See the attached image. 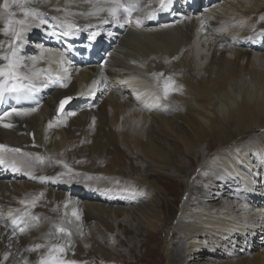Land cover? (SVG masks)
Returning <instances> with one entry per match:
<instances>
[{
  "label": "bare ground",
  "instance_id": "6f19581e",
  "mask_svg": "<svg viewBox=\"0 0 264 264\" xmlns=\"http://www.w3.org/2000/svg\"><path fill=\"white\" fill-rule=\"evenodd\" d=\"M96 2L105 0H30L26 6L59 23L67 19L83 28L101 24L97 17L79 14L92 11ZM139 5L128 33L118 37L103 69L71 67L64 59L66 74L56 50L40 48L38 43L30 49L39 21H33L13 43L11 32L5 34L8 13L0 7V57L15 47L23 61L22 73L66 77V86L51 92L37 111L9 116L0 124V144L21 149L6 153V162L0 164L7 173L0 177V264H38L54 244L64 247V260L76 264H128L121 253L116 257L108 244L102 245L90 226L96 222L103 233L111 234L123 210H109L96 200L127 204V211L149 228L148 237L162 233L160 245L167 264H264V49L240 46L242 40L264 35V20L259 18L264 0H218L205 12L184 8L180 20L156 27L147 17L159 8L158 0H139ZM11 11L17 19L23 18L15 5ZM100 16L112 21L107 13ZM6 64L0 59V67ZM153 73L164 75L157 78ZM169 76L180 90L165 98L163 83ZM94 80L100 84L93 89ZM88 92L92 94H84ZM93 95L92 106L76 112ZM64 96L75 99L57 116V104ZM5 123L13 126L5 128ZM35 154L49 158L45 167L33 161ZM206 156L209 160L202 171L210 170L207 185L194 197L192 178ZM87 163L105 166L104 176L129 179L140 188L51 180L64 174L60 164L79 172L77 177L97 174ZM168 173L181 175L188 192L177 225L170 213L164 218L161 210L141 202L144 191H163L156 180ZM115 182L120 180L111 185ZM40 191L73 216L79 239L67 231L52 236L45 227L32 226L33 216L45 205L31 202ZM13 219L18 222L13 224ZM167 220L169 225L162 231ZM174 238H182L183 243H174ZM205 254L219 258L206 259Z\"/></svg>",
  "mask_w": 264,
  "mask_h": 264
},
{
  "label": "rangeland",
  "instance_id": "374dc122",
  "mask_svg": "<svg viewBox=\"0 0 264 264\" xmlns=\"http://www.w3.org/2000/svg\"><path fill=\"white\" fill-rule=\"evenodd\" d=\"M29 41L31 42L32 39H30ZM36 45H37V42L36 41L33 42V46L30 49H34ZM68 97H71V99L69 100L68 106L65 109H69L75 99L74 96L62 97L57 104V108L59 107L60 101ZM39 156L40 155L35 154L33 161L45 167L46 165L45 162L49 158H47L45 155H41L40 157L43 159V163H40L36 159V157H39ZM192 157L194 156L192 155ZM208 158L209 157L206 156L201 159V162L199 163L201 166L198 165L193 175L191 184L195 182V187H196L194 191V197H196L195 194L199 189L202 190L207 185V178H208V175L210 174V170L202 171V167L204 166V164L208 162L209 160ZM83 161L85 162L86 159H83ZM132 162L138 163V161L136 160H133ZM87 164L88 166L91 167L92 172L98 171L97 174H91L89 177H85V178L79 177V176L77 177L79 172L73 171L72 168L69 166L66 168L64 166L66 164H60L63 170L62 172L64 174H61L62 176L55 175L53 178H51V180H54L60 183H68V184H74V185H84L87 183L88 184L91 183L92 185L93 184L98 185L99 187L113 186L116 189H127L130 187L131 188L134 187L136 190H138L140 188L136 183L132 182L129 179L127 180L121 179L118 176H114V175L104 176L101 172H103L102 169H105V166H103L102 168H95L92 164L90 163H87ZM69 169H71V171H69ZM145 171L154 173V171H152V169L150 168H145ZM54 172H55V169L52 172V174ZM113 180H120V182H115L116 184L114 183L111 185V182ZM156 181L158 183L160 182L159 186L163 188V191H157V190H151V189L148 191H144L141 195V198H142L141 202L142 203L144 202L146 205H148L151 208H157V210L159 211L161 210L160 214L164 218L168 217L170 213L172 216L171 222L174 223V225H177L178 219L181 214V211H180L181 206L185 202L187 193H188L186 189H183L182 187L183 178L181 177V175H176V174L169 175L168 173V176H165V177L161 176ZM40 193H43V195L40 197L39 200L41 201V203H44L45 205L42 204L43 208L42 209L39 208V213L33 216L35 217V219L32 218L31 220L32 226L34 225L36 228L38 226H41L42 228L45 227L44 229L46 230L48 229V232L50 231L49 233L51 235L53 234L52 236L54 235L61 236L60 233L59 235L56 232V228L63 227L67 232L73 233V234L71 233V238L74 237L77 239L78 236L75 232V224H74V221L72 220L73 216L71 215L70 217V214H68L69 212L67 213V210L64 209L61 205H59V201H54L53 199L47 197L46 193L40 191V192H36V195L38 196ZM93 202L99 205L103 204L109 207L107 208L109 210L111 208L112 209L118 208V209L123 210L120 212V215L118 217V224L116 225L114 232L111 234L103 233L96 225V222L90 225L94 227L95 229L94 235H96L95 237L99 240V242L104 246L108 244L106 246L112 249L116 257L119 253H121V255L124 256L125 259H127L128 264H167V259L165 258L164 251L163 249H161V245H160L161 238L163 239L162 233H160L159 235L152 234V237H148V235L151 234V232L149 231V228L146 226V224L141 219H139V217H136V215L132 211H127L129 210L128 208L129 206L127 204L107 203L102 200H96ZM126 214H128L130 218L127 219L125 217ZM69 221L72 222V225L71 223H69ZM167 221L168 222H166L165 227L162 229V231L169 225V220ZM171 235H173V232L171 233ZM106 238H108V240H106ZM171 239L169 241H171ZM174 241H176L174 243H177V242L179 244L183 243L182 238L181 239L174 238ZM205 257L206 259L211 258V260H218L219 258L211 254L210 255L205 254Z\"/></svg>",
  "mask_w": 264,
  "mask_h": 264
},
{
  "label": "snow or ice",
  "instance_id": "6c2138e0",
  "mask_svg": "<svg viewBox=\"0 0 264 264\" xmlns=\"http://www.w3.org/2000/svg\"><path fill=\"white\" fill-rule=\"evenodd\" d=\"M30 2V0H4L3 4L0 7L8 13V21L5 25V34L9 31L13 37V43L16 40L22 38V34L27 32L29 27H31L32 22L39 20L40 24H43L45 21L42 19L43 13L39 12L35 8H29L26 5ZM85 3H91L92 0H84ZM159 2V10L165 11L168 9L169 5L171 4V0H158ZM15 5L16 9L22 14V19L16 18V12L11 11L12 6ZM56 11H60L59 8ZM140 11L139 0H105V3L101 4L96 2L93 4V10L87 13L81 12L79 13L82 16H91L97 17L100 19L101 23H107L108 20L104 17L100 16V13H107L108 17H111L112 22L118 24L120 27H123L125 23L130 22L131 17L134 13ZM155 14V10L148 14V19H152ZM261 20H264V14L259 17ZM61 26L66 29L62 34L64 36H73L79 31V26L75 23L69 22L67 19L61 21ZM86 27H91V25H87ZM137 27H140L139 21H137ZM168 27V25H165ZM204 27L203 21L201 22V28ZM95 33L92 34V38H95ZM11 47V46H10ZM224 47V45H221ZM18 49L15 47H11V51L8 55H4L0 57L7 61V64L3 67H0V101H3L6 96L15 95L17 97L23 94H33L35 91H38V87L36 84L33 83L34 78H39L38 72H29V73H22L20 71L21 67L23 66L22 58L18 55ZM50 51V50H48ZM36 58H33L35 61ZM175 59V57L173 58ZM167 62V61H166ZM70 63V62H69ZM59 64L61 66V71L63 73L68 72V68L65 67V60L63 53L60 55ZM163 73H153V76L157 78H162ZM65 76H57L56 79H52L50 76H45V83H43L42 87H47L49 83H58L61 80L65 79ZM100 84L99 80H94L92 82V88L94 89L97 85ZM61 86H66L61 84ZM180 89L176 87L175 80L169 76L164 79L163 83V91L164 97L167 98L170 91H179ZM85 95L92 94L91 92L84 93ZM71 99V97L65 98L64 100L60 101L59 107L57 108V116H59L60 112L64 109L65 104ZM37 111V108H28V109H18V108H11L8 112H5L3 116H0V121L4 119V117H9L12 115L16 116H26L33 112ZM75 115V113H72ZM5 128H11L13 125L11 123H5L2 125ZM53 125L50 122L48 127L51 128ZM21 149L19 148H9L7 145L0 144V164H4L6 162V153H20ZM26 156L28 154H25ZM37 161L43 163V159L40 157H36ZM31 167V164L28 165ZM66 168L67 165H64ZM13 169L16 170L15 161H13ZM71 171V169H69ZM41 179H44L41 177ZM43 193H40L36 196L31 202L33 206L35 205L36 201L40 199ZM23 203V201H21ZM73 215L76 216V219L79 220V215L74 211ZM35 219V217H33ZM18 222V219H13L12 223L15 224ZM71 223V221H69ZM57 233H65L66 230L63 227L56 228ZM71 235V233H66ZM15 235V233H13ZM37 248L41 247L40 245L36 246ZM65 249L62 245L54 244L52 245L47 252V255L41 257L38 261V264H76L75 261H66L63 259L62 254L64 253ZM8 258V254L6 253L4 259ZM27 264V261L25 262Z\"/></svg>",
  "mask_w": 264,
  "mask_h": 264
}]
</instances>
